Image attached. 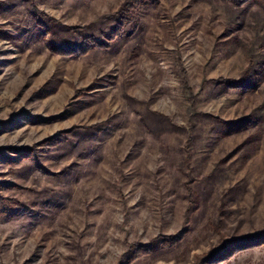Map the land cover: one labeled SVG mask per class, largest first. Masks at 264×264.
<instances>
[{
	"label": "rangeland",
	"instance_id": "rangeland-1",
	"mask_svg": "<svg viewBox=\"0 0 264 264\" xmlns=\"http://www.w3.org/2000/svg\"><path fill=\"white\" fill-rule=\"evenodd\" d=\"M241 1L0 0V264H264L229 242L264 230V0Z\"/></svg>",
	"mask_w": 264,
	"mask_h": 264
},
{
	"label": "trees",
	"instance_id": "trees-1",
	"mask_svg": "<svg viewBox=\"0 0 264 264\" xmlns=\"http://www.w3.org/2000/svg\"><path fill=\"white\" fill-rule=\"evenodd\" d=\"M246 0H242L243 3ZM109 36V35H108ZM92 41L96 42L98 45H100L101 41L95 40V38H92ZM49 47H51L52 50L59 52L60 54H76V53H84L88 48L89 44L80 42L76 45L68 46L61 43H53L49 44ZM229 242L236 243L240 248H247V247H254L257 245H261L264 243V230L256 233H251L248 235H243L237 238H233ZM226 250L224 244L220 248H216L210 253H208L206 256L202 257V264L214 262L218 258L222 257L224 254V251Z\"/></svg>",
	"mask_w": 264,
	"mask_h": 264
}]
</instances>
